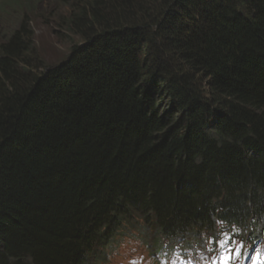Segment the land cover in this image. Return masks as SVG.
I'll return each mask as SVG.
<instances>
[{
  "label": "trees",
  "instance_id": "16d2710c",
  "mask_svg": "<svg viewBox=\"0 0 264 264\" xmlns=\"http://www.w3.org/2000/svg\"><path fill=\"white\" fill-rule=\"evenodd\" d=\"M26 2L0 0V264L264 218V0H75L52 65Z\"/></svg>",
  "mask_w": 264,
  "mask_h": 264
},
{
  "label": "rangeland",
  "instance_id": "374dc122",
  "mask_svg": "<svg viewBox=\"0 0 264 264\" xmlns=\"http://www.w3.org/2000/svg\"><path fill=\"white\" fill-rule=\"evenodd\" d=\"M32 1V2H31ZM75 0H27L23 7V14L26 15L27 21L30 23L34 34V41L39 54L44 59L46 65L57 63L66 54L69 53L72 45L77 41V38L71 36L67 32L60 31L59 21L65 16ZM8 11V8H4ZM61 18V19H60ZM6 21L0 23V30H3V25ZM11 25L13 21L9 22ZM8 23V24H9ZM0 31V32H1ZM74 42H71L73 41ZM138 223V233L142 234L144 226L141 222ZM134 229L131 228L127 236L116 238L111 244L112 253H107V262L102 264H130L129 260L135 254L148 258L145 244L147 239L142 235L130 234ZM263 234V232H261ZM135 237V238H134ZM133 238V239H132ZM116 246V248H115ZM115 248V249H114ZM105 251L103 252L104 255ZM264 253V247L261 254ZM148 256V257H147ZM135 264V263H133Z\"/></svg>",
  "mask_w": 264,
  "mask_h": 264
},
{
  "label": "snow or ice",
  "instance_id": "6c2138e0",
  "mask_svg": "<svg viewBox=\"0 0 264 264\" xmlns=\"http://www.w3.org/2000/svg\"><path fill=\"white\" fill-rule=\"evenodd\" d=\"M241 246H238L235 251V256L239 257L241 255L240 248ZM232 250H228L226 254L222 257V264H229V262L232 259ZM249 257H245V259H248ZM253 260V264H261V261H264V257H261L260 253L257 251L254 256L250 257ZM187 264V262H185Z\"/></svg>",
  "mask_w": 264,
  "mask_h": 264
},
{
  "label": "bare ground",
  "instance_id": "6f19581e",
  "mask_svg": "<svg viewBox=\"0 0 264 264\" xmlns=\"http://www.w3.org/2000/svg\"><path fill=\"white\" fill-rule=\"evenodd\" d=\"M134 231H136V230H134Z\"/></svg>",
  "mask_w": 264,
  "mask_h": 264
}]
</instances>
